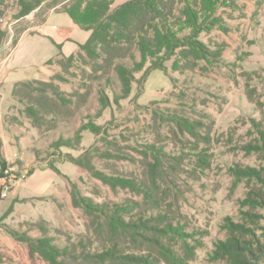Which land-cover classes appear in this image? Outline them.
Returning <instances> with one entry per match:
<instances>
[{"label":"rangeland","instance_id":"rangeland-1","mask_svg":"<svg viewBox=\"0 0 264 264\" xmlns=\"http://www.w3.org/2000/svg\"><path fill=\"white\" fill-rule=\"evenodd\" d=\"M75 1L0 0V156L5 161L0 264H47L32 249L43 237L60 247L91 237L87 216L72 204L73 184L94 202L146 203L130 189L104 184L70 162L78 159L107 177H137L150 185L153 201L178 214L187 243L198 246L189 264H225L210 257L214 243L227 235L224 219L240 223V211L246 210L239 205L245 181L236 183L231 169H264L260 152L244 150L257 142V125L264 127V0L218 11L221 26L199 37L218 54L211 65L199 62L194 69L174 72L167 62L165 71L146 72L147 64L123 99L116 74L104 76L91 62L55 58L25 69L22 60L6 61L22 33ZM112 1L113 9L130 0ZM29 42L22 47L24 58ZM26 81L35 82L42 100H54L65 113L56 117L47 111L50 105L43 109L25 100L24 93L14 96L16 84ZM178 117L195 127V137L180 132ZM87 123L98 126L99 134L82 130ZM67 139L71 148L59 146ZM203 149L209 163L201 171L196 160ZM22 174L26 179L19 183ZM253 213L264 245V209Z\"/></svg>","mask_w":264,"mask_h":264},{"label":"trees","instance_id":"trees-1","mask_svg":"<svg viewBox=\"0 0 264 264\" xmlns=\"http://www.w3.org/2000/svg\"><path fill=\"white\" fill-rule=\"evenodd\" d=\"M242 1L245 0H130L112 9V0H76L60 12L66 13L80 29L90 32V36L78 45L75 53L70 56L59 53L56 58L91 62L95 71L104 76L114 72L123 99L131 92L135 74L142 72L147 64L146 72L165 71L167 62H171L174 72L194 69L199 62L211 65L218 54L199 37L221 26L219 10L236 11ZM135 53L139 55L137 62ZM127 59L132 60V66L125 64ZM34 83L16 84L13 95L24 93L25 100L35 101L43 109L50 105L47 111L56 117L63 115L61 105L54 100L50 104L42 100L43 90L34 87ZM100 103L107 107V100ZM29 111L34 113V109ZM175 123L181 133L186 131L196 136L195 127L187 119L178 117ZM81 129L94 134L100 131L93 123ZM257 134V142L244 150L260 152L264 158L263 126L257 125ZM59 146L71 148L72 140H60ZM70 162L90 170L104 184L130 189L146 203L94 202L71 185L72 204L87 216L91 237L64 247L50 237H43L32 248L43 261L47 264H189L193 260L198 246L187 243L189 235L184 232L179 215L153 201L150 185L137 177H107L79 159ZM208 163L207 152L197 151L196 168L204 171ZM49 167L57 172L54 166ZM4 169L5 161L0 156V171ZM231 172L236 183L245 181L246 192L239 205L246 210L240 211V223L224 219L222 227L227 235L214 243L210 257L225 264H262L264 245L257 233L258 215L253 212L264 209V169L236 166Z\"/></svg>","mask_w":264,"mask_h":264},{"label":"crops","instance_id":"crops-1","mask_svg":"<svg viewBox=\"0 0 264 264\" xmlns=\"http://www.w3.org/2000/svg\"><path fill=\"white\" fill-rule=\"evenodd\" d=\"M65 14L63 12H51L36 26L34 31L22 33L6 61L9 64L11 61L17 64L16 61L22 60L21 66L23 68L37 69L55 59L59 53L64 56L75 53L78 45H82L87 41L90 32L80 29ZM52 18L55 21L58 19L59 25L52 23L49 25V22L53 20ZM65 34L67 35L65 36ZM27 39L30 40V48L25 51L27 56L24 58L22 47Z\"/></svg>","mask_w":264,"mask_h":264},{"label":"built area","instance_id":"built-area-1","mask_svg":"<svg viewBox=\"0 0 264 264\" xmlns=\"http://www.w3.org/2000/svg\"><path fill=\"white\" fill-rule=\"evenodd\" d=\"M24 179H26L25 178V175L24 174H22V176L19 178V180L18 181H20L19 183H21L22 181H24ZM17 181V182H18ZM17 182H16V184H17ZM4 195H5V193H4Z\"/></svg>","mask_w":264,"mask_h":264}]
</instances>
